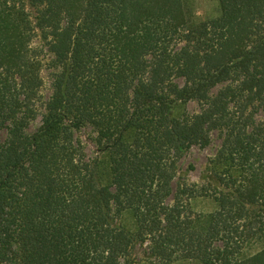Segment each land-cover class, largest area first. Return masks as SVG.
Returning a JSON list of instances; mask_svg holds the SVG:
<instances>
[{"label":"trees","instance_id":"1","mask_svg":"<svg viewBox=\"0 0 264 264\" xmlns=\"http://www.w3.org/2000/svg\"><path fill=\"white\" fill-rule=\"evenodd\" d=\"M192 4L0 0V264H264V0ZM214 131L201 218L177 163Z\"/></svg>","mask_w":264,"mask_h":264},{"label":"rangeland","instance_id":"2","mask_svg":"<svg viewBox=\"0 0 264 264\" xmlns=\"http://www.w3.org/2000/svg\"><path fill=\"white\" fill-rule=\"evenodd\" d=\"M192 15L196 18H205L215 15L217 0H192ZM48 63H45L42 69V75L45 78V83L50 80L48 76ZM43 95L48 93L47 89H43ZM200 103L191 102L187 107L182 108L178 111V115H188L198 111ZM230 111H233L231 108ZM150 112V109H149ZM148 112V113H149ZM257 120L264 124V110L257 114ZM213 133L212 143L205 147L201 148L198 146H193L184 156L182 161L177 163V166L180 167V182L185 183L188 187L193 189L192 197L188 201V211L200 215L203 218L205 215L212 213L215 208V200L213 198V186L206 182V176L213 173V163L214 155L217 149H220L221 138H219L217 132ZM135 132H133V135ZM78 139L82 142L85 153L88 158H91L95 154L96 142L95 139L97 134L95 129L92 126H86L77 132ZM192 165L193 168L189 166ZM240 168L237 167H228L222 170L223 173H241ZM178 181V180H177ZM210 189V190H208ZM119 222L126 226H131L132 223H135V218L128 211H123L118 217ZM143 264H147L144 262ZM161 264H192L191 262L184 261L181 259H175L170 263H161Z\"/></svg>","mask_w":264,"mask_h":264}]
</instances>
